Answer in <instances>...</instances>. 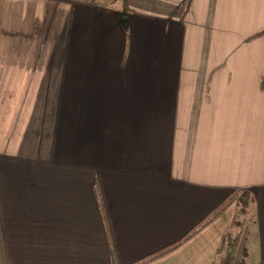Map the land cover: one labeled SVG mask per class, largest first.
<instances>
[{"label": "crops", "instance_id": "crops-1", "mask_svg": "<svg viewBox=\"0 0 264 264\" xmlns=\"http://www.w3.org/2000/svg\"><path fill=\"white\" fill-rule=\"evenodd\" d=\"M263 31L264 0H0V264H218L244 191L264 264Z\"/></svg>", "mask_w": 264, "mask_h": 264}, {"label": "rangeland", "instance_id": "rangeland-1", "mask_svg": "<svg viewBox=\"0 0 264 264\" xmlns=\"http://www.w3.org/2000/svg\"><path fill=\"white\" fill-rule=\"evenodd\" d=\"M76 1H85L94 5H100L103 7H110L118 9L120 7V0H76ZM238 211L236 212V216L233 223V227L231 229V232L229 233L232 240L237 239V245H235L230 251L233 254V257L235 259H238L239 261L243 260V257L241 255V245H243L244 237L246 236V232L250 228V224L252 223V215L249 210H244L245 212H242L243 207L240 206V204L237 205ZM224 248L228 251V242L223 245ZM228 248V249H227ZM226 250H224L226 252ZM225 254V253H224ZM223 254V256H225ZM252 264L251 261L247 260L246 263Z\"/></svg>", "mask_w": 264, "mask_h": 264}, {"label": "trees", "instance_id": "trees-1", "mask_svg": "<svg viewBox=\"0 0 264 264\" xmlns=\"http://www.w3.org/2000/svg\"><path fill=\"white\" fill-rule=\"evenodd\" d=\"M262 33H264V31ZM235 200H236L237 205L240 204V206L243 207L242 212H245L244 210H247L249 207V203L251 201V195L248 192L244 191V192L236 194L235 198L232 197L231 203L234 202ZM226 241L228 242L229 250L227 251L225 256H223L220 259L218 264H247L245 261V256H246L245 247L243 245L241 247L240 252H241V255L243 257V260L239 261L238 259H235L233 257V254L230 251L235 245H237V239L232 240L230 235L228 233H226V235H224V237L222 238V246L226 243ZM153 260L154 259H151L148 262H151Z\"/></svg>", "mask_w": 264, "mask_h": 264}]
</instances>
